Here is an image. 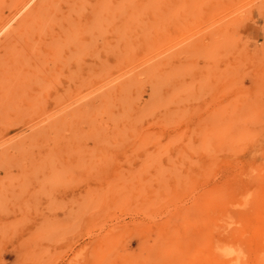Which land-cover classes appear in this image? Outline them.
Wrapping results in <instances>:
<instances>
[{"label":"rangeland","instance_id":"1","mask_svg":"<svg viewBox=\"0 0 264 264\" xmlns=\"http://www.w3.org/2000/svg\"><path fill=\"white\" fill-rule=\"evenodd\" d=\"M165 19L149 49L168 56L154 115L166 125L136 128L172 149L144 152L128 138L0 165V264H194L208 250L215 177L264 164V0H173ZM149 92L141 86L142 103ZM221 130L219 143L211 134ZM245 182L258 192V179Z\"/></svg>","mask_w":264,"mask_h":264},{"label":"bare ground","instance_id":"2","mask_svg":"<svg viewBox=\"0 0 264 264\" xmlns=\"http://www.w3.org/2000/svg\"><path fill=\"white\" fill-rule=\"evenodd\" d=\"M3 1L9 8L0 12V165L33 163L40 153L104 152L128 138L144 152L172 149L136 127L145 118L166 125L154 115L165 105L168 56L149 45L163 36L173 0ZM137 49L144 55L135 65ZM146 85L142 103L137 93ZM223 135L211 134L219 143ZM246 170L215 177L206 203L209 248L194 264H264V164ZM245 176L258 179V192L250 193Z\"/></svg>","mask_w":264,"mask_h":264}]
</instances>
